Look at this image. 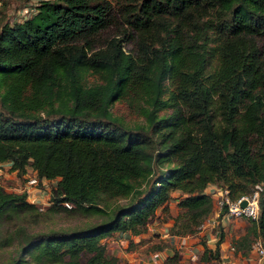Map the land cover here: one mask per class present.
<instances>
[{
	"label": "trees",
	"instance_id": "16d2710c",
	"mask_svg": "<svg viewBox=\"0 0 264 264\" xmlns=\"http://www.w3.org/2000/svg\"><path fill=\"white\" fill-rule=\"evenodd\" d=\"M24 1L0 18V165L30 167L55 181L54 206L100 221L32 235L20 226L12 264H127L105 240L140 236L158 210L170 218L174 192L169 234H196L213 212L210 185L230 200L258 191V219L234 247L264 246V0ZM26 6L34 12L19 16ZM112 25L133 34L138 55L106 38ZM119 100L143 123L112 115ZM36 210L0 188V219ZM163 264H179L177 252Z\"/></svg>",
	"mask_w": 264,
	"mask_h": 264
},
{
	"label": "crops",
	"instance_id": "0c3cea01",
	"mask_svg": "<svg viewBox=\"0 0 264 264\" xmlns=\"http://www.w3.org/2000/svg\"><path fill=\"white\" fill-rule=\"evenodd\" d=\"M179 195L178 192L171 195L173 199L168 203L170 218H165L161 210H158L154 219L147 224L145 232L140 236L120 234L122 239L111 243V240L107 239L105 243L124 245L126 249L121 254L125 259L123 263L127 264H163L168 256L173 255L174 251L178 254L179 264H261L256 253L251 249L236 250L234 247V244L246 234L249 221L232 218L226 213L219 219L215 206L212 214L199 227L196 234L171 236L168 229L173 223L172 218L176 217L179 212L177 206ZM220 232H222V240L217 248ZM161 243L165 244L162 250L153 249V245ZM216 248L218 258L213 259L211 255ZM205 249L208 260L202 261L201 257Z\"/></svg>",
	"mask_w": 264,
	"mask_h": 264
},
{
	"label": "rangeland",
	"instance_id": "374dc122",
	"mask_svg": "<svg viewBox=\"0 0 264 264\" xmlns=\"http://www.w3.org/2000/svg\"><path fill=\"white\" fill-rule=\"evenodd\" d=\"M3 8L0 9V18L3 22L6 19L10 18L12 15L14 2L11 0H2ZM24 4H33V0H27L22 2ZM9 14V15H8ZM9 16V17H8ZM9 20V19H8ZM122 30V31H121ZM125 33V35H123ZM106 38H120L122 40L121 45L123 50L129 54L138 55V49L136 48L135 37L130 32L125 31V28L117 29L116 26L112 25L108 27V30L105 31ZM125 36V37H123ZM84 82L86 85H92L100 83V80L97 76L87 74L85 76ZM112 115L119 117L122 121L128 126H134L136 124L143 123V119L140 118L135 112L134 108L131 106L128 101H116L110 108ZM1 166V165H0ZM8 166L3 164L0 172V188L6 192L11 193H21L20 190L24 185V176L16 174V171H8ZM37 188H41L43 194L40 195L41 205L40 207L43 210L39 209L38 205L36 211L32 214L21 215V216H6L3 219H0V264H12L14 260L18 258V249L17 243L9 244L10 238L18 237L16 232L18 227H23L25 232L28 234H39V233H49V232H72L82 228L89 227L100 221L98 215L84 214L82 212L68 213L60 209V206H54L51 193L53 188H55L53 183L43 186L39 184ZM39 200V199H38ZM26 201L31 204L27 198ZM124 202V201H121ZM215 202L213 203V207ZM245 219V218H242ZM115 240L122 239L120 236L115 235ZM128 243V241H126ZM254 242V239H253ZM111 243V242H110ZM106 253L110 256H119L118 258L121 262H124V257L121 254L125 251V246L122 244H107ZM118 252L119 255H118ZM24 264H31L29 258H24ZM83 261L85 258L82 259Z\"/></svg>",
	"mask_w": 264,
	"mask_h": 264
},
{
	"label": "built area",
	"instance_id": "2783aa9c",
	"mask_svg": "<svg viewBox=\"0 0 264 264\" xmlns=\"http://www.w3.org/2000/svg\"><path fill=\"white\" fill-rule=\"evenodd\" d=\"M30 12H34L33 6H26L20 9L19 16L21 17H27V15L30 14ZM8 167L9 165L6 164ZM0 166V172H1ZM9 171V168H8ZM12 172V171H11ZM24 176V185L21 188L20 192L26 194L27 200L34 205H38L40 210H43L41 205V196L43 194V191L41 188H37L39 184H42L43 186L53 183L55 184V181L53 180H47V179H39L37 175L32 171L30 167L26 168ZM208 195L211 196L212 200L215 202V209L218 211V214H220L222 211H226V214L229 215L232 218H245L249 219L251 221L256 222L258 219V198L259 194L257 190H252L251 193L241 196L236 200H230L228 197V191L226 189H220L216 186L210 185L208 186V191H206ZM39 199V200H38ZM245 202L246 204L244 206H241L242 202ZM62 205L66 208H70L71 205L67 202H63ZM114 238V237H113ZM111 239V242H114L115 239ZM251 250L256 253L258 257V261L263 264L264 263V246L259 238H255L254 242L251 245Z\"/></svg>",
	"mask_w": 264,
	"mask_h": 264
},
{
	"label": "water",
	"instance_id": "95a60500",
	"mask_svg": "<svg viewBox=\"0 0 264 264\" xmlns=\"http://www.w3.org/2000/svg\"><path fill=\"white\" fill-rule=\"evenodd\" d=\"M246 203L243 201L242 203H241V206H244Z\"/></svg>",
	"mask_w": 264,
	"mask_h": 264
}]
</instances>
